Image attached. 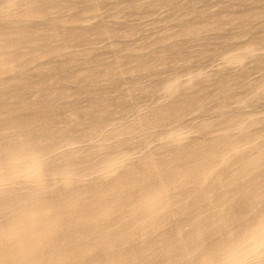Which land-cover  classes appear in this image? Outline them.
<instances>
[{
    "label": "rangeland",
    "instance_id": "rangeland-1",
    "mask_svg": "<svg viewBox=\"0 0 264 264\" xmlns=\"http://www.w3.org/2000/svg\"><path fill=\"white\" fill-rule=\"evenodd\" d=\"M1 38L0 264H264V0H0Z\"/></svg>",
    "mask_w": 264,
    "mask_h": 264
},
{
    "label": "bare ground",
    "instance_id": "bare-ground-1",
    "mask_svg": "<svg viewBox=\"0 0 264 264\" xmlns=\"http://www.w3.org/2000/svg\"><path fill=\"white\" fill-rule=\"evenodd\" d=\"M41 1H42V0H41ZM40 13H41V12H40ZM26 15L31 16V14L29 15V13H27ZM26 15H25V17H28V16H26ZM55 31H56V30H55ZM55 33H56V32H55ZM57 33H58V31H57ZM62 36H63V35H62ZM62 36L60 37L61 39L63 38ZM6 37H7V36H6ZM10 37H11V36H10ZM57 37H58V36H57ZM5 39H6V38H5ZM0 40H2V38H1ZM8 41H9V40H8ZM176 105H177V104H176ZM22 122H23V121H22ZM148 122H149V121H148ZM23 123H24V122H23ZM25 125H26V124H25ZM14 151H15V150H14ZM19 154H21V153H19ZM17 155H18V154H17ZM17 155H16V156H17ZM13 156H14V155H13ZM13 156H12V157H13ZM19 156H20V155H19ZM21 156H22V155H21ZM4 157H5V156H4ZM12 157H11V158H12ZM6 158H7V157H6ZM6 158H5V159H6ZM8 158H9V157H8ZM12 159H13V158H12ZM12 159H10L9 161H11ZM14 159H16V158H14ZM1 160H2V159H1ZM3 161H4V160H3ZM7 161H8V160H6V162H7ZM9 161H8V162H9ZM4 162H5V161H4ZM12 162H13V161H12ZM15 162H17V161H15ZM19 163H20V162H19ZM80 163H81V162H80ZM8 164H9V166H11V162L8 163ZM13 164H14V163H13ZM15 165H17V163H15ZM13 166H14V165H13ZM13 166H12V167H13ZM17 166H19V165H17ZM21 166H22V165H21ZM147 166H148V165H147ZM12 167H11V168H12ZM143 168H145V167H143ZM146 168H147V167H146ZM147 169L150 170L149 168H147ZM166 169H167V168H166ZM12 170H13V169H12ZM24 170H25V168H24ZM151 170H152V169H151ZM169 171H170V170H169ZM171 171H172V169H171ZM171 171H170V172H171ZM179 171H180V170H179ZM181 171H182V170H181ZM150 172H151V171H150ZM153 172H154V171H153ZM162 172H163V171H162ZM164 172H165V171H164ZM170 172H169V173H170ZM201 172H202V171H201ZM7 173L9 174V171H8ZM13 173H14V172H13ZM129 173H130V172H129ZM146 173H147V172H146ZM146 173H145V174H146ZM148 173H149V172H148ZM166 173H167V171L165 172V174H166ZM172 173H174V171H173ZM183 173H184V172H182L181 175H184ZM11 174H12V173H11ZM141 174H142V173H141ZM174 174H175V173H174ZM199 174H200V173H199ZM151 175H152V174H151ZM169 175L172 176L173 174H169ZM2 176H4V175H2ZM11 176H12V175H11ZM147 176H149V174H148ZM154 176H155V175H154ZM166 176H168V173L166 174ZM170 176H168V177H170ZM0 177H1V176H0ZM9 177H10V176H9ZM173 177H175V175H174ZM176 177H178V176H176ZM127 178H128V177H127ZM127 178H126V180L129 182L130 180H128ZM142 178H143V177H142ZM155 178H156V177H155ZM157 178H158V177H157ZM6 179H7V177H6ZM145 179H149V178H148V177H147V178L145 177ZM171 179H173V178H171ZM108 180H109V179H108ZM118 180H119V179H118ZM147 181H148V180H147ZM150 181H151V180H150ZM170 181H172V180H170ZM114 182H115V181H114ZM144 182H145V181H144ZM151 183H152V182H151ZM110 184H111V183H110ZM127 184H128V183H127ZM64 185H65V184H64ZM155 185H156V184H155ZM90 186H91V185H90ZM115 186H116V185H115ZM109 187H110V186H109ZM93 188H94V187H93ZM118 188H119V187H118ZM105 189H107V191H108V188H105ZM109 189H111V188H109ZM94 190H95V189H94ZM95 191H96V190H95ZM105 191H106V190H105ZM110 191H111V190H110ZM110 191H109V192H110ZM96 192H98V190H97ZM112 192H113V191H112ZM115 192H116V191H115ZM117 192H118V191H117ZM88 193H89V192H88ZM91 193H93V192H91ZM98 193H99V192H98ZM113 193H114V192H113ZM89 194H90V193H89ZM138 194H139V193H138ZM71 195H72V194H71ZM103 195H104V194H103ZM113 195H114V194H113ZM118 195H120V194H118ZM151 196H152V195H151ZM68 197H69V196H68ZM120 197H121V196H120ZM108 198H110V196H109ZM66 199H67V198H66ZM106 199H107V198H106ZM48 200H49V199H48ZM110 200H111V198H110ZM110 200H109V201H110ZM112 200H113V198H112ZM112 200H111V201H112ZM49 201H50V200H49ZM113 201L117 202L116 200H113ZM113 201H112V202H113ZM31 202H32V201H31ZM97 202H99V201H97ZM32 203H33V202H32ZM99 203L101 204V202H99ZM99 203H96V204H97L96 207H98V204H99ZM102 203H103V201H102ZM104 203H107V202H104ZM110 203H111V202H110ZM117 203H119V202H117ZM160 204H161V203H160ZM0 205H1V204H0ZM45 205H46V204H45ZM104 205H107V204H104ZM108 205H109V204H108ZM110 205H111V204H110ZM112 205H113V203H112ZM114 205H115V204H114ZM43 207H44V206H43ZM92 207H95V206H90L91 209H92ZM100 207H102V205H100ZM107 207H108V206H107ZM109 207L111 208V206H109ZM112 207H114V206H112ZM116 207H118V204H117ZM90 208H89V210H90ZM158 208H159V207H158ZM48 209H49V208H48ZM99 209H100V208H99ZM101 209H102V208H101ZM107 209H108V208H107ZM1 210H2V209H1ZM93 210H97V209L93 208ZM104 210H105V209H104ZM106 211H107V210H106ZM152 211H153V210H152ZM154 212H155V211H153V213H154ZM151 213H152V212H151ZM161 214H162V213H161ZM76 215H77V214H76ZM88 215H89V214H88ZM49 218H50V217H49ZM147 218H149V217H147ZM14 220H15V219H14ZM7 224H8V223H7ZM14 224H15V223H14ZM46 224H47V223H46ZM11 225H12V223H11ZM47 225H48V224H47ZM12 226L16 227V225H12ZM10 227H11V226H10ZM42 227H43V226H42ZM5 228H6V227H5ZM12 228H13V227H12ZM47 228H48V227H47ZM58 229H59V228H58ZM13 231H14V229H13ZM13 231H12V232H13ZM35 231H36V230H35ZM14 232H15V234H17L16 229H15ZM14 232H13V233H14ZM117 232H118V231H117ZM24 233H25V232H24ZM33 233H34V231H33ZM33 233H32V235H33ZM15 234H14V235H15ZM110 235H111V234H110ZM113 235H114V234H113ZM113 235L111 236L112 238H113ZM16 236H18V235H16ZM38 236H39V235H38ZM116 236H118V235H116ZM116 236H115V237H116ZM33 237H34V236H33ZM35 237H36V236H35ZM39 237H40V236H39ZM103 237H104V236H103ZM11 238L13 239V237H11ZM30 238H31V236H30ZM30 238H29L28 240H30ZM55 238H56V237H55ZM106 238L108 239V237H106ZM15 239H16V238H15ZM15 239H14V240H15ZM19 239H20V237H19ZM22 239H23V238H22ZM32 239H33V238H32ZM36 239H37V238H36ZM36 239H35V240H36ZM41 239H42V238H41ZM17 240H18V237H17ZM98 240H99V239H98ZM101 240H102V238H101ZM15 241H16V240H15ZM18 241H20V240H18ZM18 241H17V242H18ZM33 241H34V239H33ZM112 241L114 242L115 240L113 239ZM13 242H14V241H13ZM17 242H15V243H17ZM23 242H26V241L24 240ZM90 242H91V241H90ZM93 242H94V241H93ZM18 243H19V242H18ZM20 243H22V241H21ZM30 243H31V242H30ZM37 243H38V242H37ZM102 243H103V242H102ZM11 244H12V243H11ZM31 244H32V243H31ZM38 244H39V243H38ZM48 244H49V243H48ZM51 244H52V243H51ZM53 244H54V243H53ZM92 244H93V243H92ZM7 245H8V244H7ZM14 245H15V244H14ZM14 245H13V246H14ZM23 245H25V244H23ZM26 245H28V244H26ZM34 245H36V243H34ZM41 245H42V244H41ZM114 245H115V244H114ZM16 246L19 247V245H16ZM39 246H40V245H39ZM10 247H12V246L10 245ZM20 247H21V245H20ZM20 247H19V248H20ZM22 247H23V246H22ZM26 247H29V246H26ZM31 247H33V246H31ZM46 247H47V246H46ZM6 248H7V247H6ZM14 248H15V246H14ZM19 248H18V249H19ZM24 248H25V247H24ZM24 248H23V250H24ZM34 248H36V247H34ZM39 248L41 249V247H39ZM48 248H51V247H48ZM15 249H16V248H15ZM20 249H21V248H20ZM29 249H30V248H29ZM75 249H76V248H75ZM75 249H74V250H75ZM94 249H95V247H94ZM7 250H8V249H7ZM16 250H17V249H16ZM37 250H38V249H37ZM43 250L45 251V248L42 249V251H43ZM46 250H47V249H46ZM48 250H49V249H48ZM48 250H47V251H48ZM51 250H52V249H51ZM57 250H58V249H57ZM11 251H12V249H11ZM18 251H19V250H18ZM20 251H21V250H20ZM20 251H19V252H20ZM24 251H25V250H24ZM26 251H27V250H26ZM28 251H29V250H28ZM28 251H27V253H28ZM32 251H33V249H32ZM42 251H41V253H42ZM47 251H46V252H47ZM71 251H72V250H71ZM137 251H138V250H137ZM0 252H3V250H1ZM9 252H10V250L8 251L7 254H9V256H12L13 254L11 255V254H10L11 252H10V253H9ZM14 252L17 253V251H14ZM35 252L37 253L38 251L35 250ZM39 252H40V250H39ZM76 252H77V250H76ZM81 252H82V251H81ZM83 252H84V251H83ZM36 253H34V254L36 255ZM51 253H52V252H51ZM55 253H56V252H55ZM58 253L61 254V252H58ZM0 254H1V253H0ZM22 254H23V253H22ZM25 254H26V253H25ZM34 254H33V256H34ZM38 254H39V253H38ZM44 254H45V253L43 252V256H44ZM47 254H50V253L47 252ZM60 254H59V255H60ZM63 254H64V253H63ZM3 255H4V254H3ZM5 255H6V254H5ZM14 255H15V254H14ZM50 255H51V254H50ZM53 255H54V254H53ZM59 255H58V256H59ZM61 255H62V254H61ZM61 255H60V256H61ZM78 255H80V254H78ZM1 256H2V255H1ZM1 256H0V257H1ZM6 256H8V255H6ZM6 256H5V257H6ZM24 256L27 257V255H24ZM29 256H30V255H29ZM39 256H40V255H38V257H39ZM47 257H48L47 259L50 260V258H49L48 255H47ZM120 257L123 258L124 256H120ZM8 258H9V257H8ZM11 258H12V257H11ZM27 258H28V257H27ZM36 258H37V257H36ZM39 258H40V257H39ZM41 258H42V257H41ZM44 258H45V257H44ZM44 258H43V260L45 261ZM52 258H53V257H52ZM61 258H63V256H61ZM116 258H117V256L115 257V259H116ZM1 259H2V258H1ZM24 259H25V258L23 257L22 261H23ZM28 259H29V258H28ZM55 259L57 260V259H59V257L56 258V256H55ZM119 259H120V258H119ZM30 260H31V259H30ZM53 260H54V259H53ZM117 260H118V258H117ZM123 260H124V259H123ZM20 261H21V260H20ZM22 261H21V262H22ZM39 261H40V260H39ZM46 261H47V260H46ZM46 261H45L44 263H46ZM121 261H122V260H121ZM7 262H8V261H7ZM14 262H15V261H14ZM26 262H27V260H26ZM56 262H57V261H56ZM111 262H114V261L111 260ZM118 262H120V261L118 260ZM5 263H6V262H5ZM22 263H23V262H22ZM38 263H39V262H38ZM44 263H41V264H44ZM49 263H50V262H49ZM51 263H52V262H51ZM54 263H55V262H54ZM114 263H117V262H114ZM114 263H113V264H114ZM118 264H119V263H118ZM123 264H124V263H123Z\"/></svg>",
    "mask_w": 264,
    "mask_h": 264
}]
</instances>
